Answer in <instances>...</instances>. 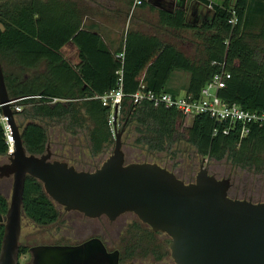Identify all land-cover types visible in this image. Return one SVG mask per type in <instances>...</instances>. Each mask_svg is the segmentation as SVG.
Listing matches in <instances>:
<instances>
[{
    "label": "trees",
    "instance_id": "16d2710c",
    "mask_svg": "<svg viewBox=\"0 0 264 264\" xmlns=\"http://www.w3.org/2000/svg\"><path fill=\"white\" fill-rule=\"evenodd\" d=\"M88 1L97 3L0 0V58L9 96L21 109L15 112L16 119L22 121L18 124L29 155L40 157L49 148L54 160L79 171L98 169L115 146L112 108L104 106L102 98L117 91L122 78L124 98L117 125L123 132L127 163L157 164L184 182L186 156L206 159L210 165L224 164L230 170L228 176L264 174V126H251L250 133L241 139L238 127L225 133L227 124L197 115L182 138L177 131L185 117L179 110L155 107L149 101L136 105L132 100L142 84L144 92L179 96L184 91L197 99L214 77L228 73L230 78L218 96L245 111L264 112V0H226L222 6L199 0L213 9L212 19L201 24L190 23L186 11L158 10L142 0L135 10H149L155 33L128 28L119 47L117 39L111 40L114 32L100 20L102 11L96 13ZM134 3L127 0V10H132ZM104 9L107 13L116 11L115 17L106 16L108 19L125 17L123 7ZM86 16L100 20L101 25L84 22ZM232 19H236L234 24ZM163 32L177 34L178 44L190 42L179 38L191 33L194 40L190 43L196 49L193 57L165 40ZM69 43L79 51L77 65L61 53ZM118 54H123V59L116 58ZM177 72L189 79L181 88H172ZM55 127L61 128L64 143L53 132ZM9 149L0 123V156H6ZM229 196L241 200L230 192ZM8 208L7 197L0 194V216H5ZM23 213L40 226L54 225L60 218L58 205L31 177L26 180ZM139 231L146 237L138 243L153 240L152 231L135 224L133 233L138 235ZM3 236L4 224H0V251ZM25 254L27 248L21 247L20 257Z\"/></svg>",
    "mask_w": 264,
    "mask_h": 264
},
{
    "label": "water",
    "instance_id": "95a60500",
    "mask_svg": "<svg viewBox=\"0 0 264 264\" xmlns=\"http://www.w3.org/2000/svg\"><path fill=\"white\" fill-rule=\"evenodd\" d=\"M187 0L177 7L186 10ZM17 104L6 85L0 58V108L14 137L9 163L0 166V179L13 178L9 208L0 216L4 236L0 264H20L23 202L28 177L38 180L47 196L66 212L90 219L103 216L111 222L132 213L154 232L170 237L175 264H264V203L229 196L231 179H218L203 160L194 182L186 183L169 170L152 163H127L119 108L113 113L115 146L95 171H79L67 162L53 160L48 148L40 157L29 155L16 121ZM34 259L50 264H119L118 253H108L100 239L79 246H44L31 250ZM108 262V263H107ZM95 264V263H94Z\"/></svg>",
    "mask_w": 264,
    "mask_h": 264
},
{
    "label": "rangeland",
    "instance_id": "374dc122",
    "mask_svg": "<svg viewBox=\"0 0 264 264\" xmlns=\"http://www.w3.org/2000/svg\"><path fill=\"white\" fill-rule=\"evenodd\" d=\"M97 3L93 5L88 1V4L94 7L96 13L102 11L103 17L100 18L104 23L106 22L109 28H114L118 31H126L127 28L137 29L140 31H145L146 33H155L151 28H146L142 23L143 13L142 10L134 9L127 10V0H94ZM147 1V0H146ZM97 6V7H95ZM106 8H114V10H118L123 7L124 19L122 17H118L117 19H108L106 16H110L111 18L115 17L116 11L109 12L102 10V7ZM196 8L197 6L192 7V0H188L187 12H188V20L190 23L195 24L198 20L196 18ZM99 9V10H97ZM120 14V11L117 12ZM106 17V18H105ZM130 18L129 20H127ZM154 22V18H153ZM199 24V23H197ZM112 31V30H111ZM113 32V31H112ZM115 36L117 34L114 32ZM165 40L168 42H172L177 44V46L183 50L187 55L193 57L196 49L192 46L190 50L187 43L183 42L179 44L176 42L177 34L170 32L162 33ZM182 38H178L184 41L192 42L194 40L193 35L190 33L181 34ZM180 35V36H181ZM190 38V39H188ZM180 40V41H181ZM121 42V40H118ZM189 42V43H190ZM184 46V48L182 47ZM71 63V62H70ZM175 86H183L187 84L188 78L185 74H177L174 78ZM184 92H181L183 95ZM17 120V119H16ZM3 120L0 118V123L3 124ZM22 122L20 119L17 120V124ZM191 124V120H185L181 125L178 126L177 134L182 138H186V128H188ZM19 126V124H18ZM59 136L60 143H64L65 138L62 135L61 128L55 127L54 131ZM183 147H188L187 144L183 143ZM54 160V157H52ZM202 158H195L193 156H186L183 159V171L185 173V181L194 182L196 177L200 171V167L202 165ZM9 163V155L0 156V166ZM205 168L210 172L217 176L219 179H231V191L230 195L234 198L247 200L252 203H264V174L263 175H253L246 172H240L237 175L228 176L229 168L224 164H213L210 165L208 160L205 162ZM13 188V178H4L0 179V194L7 197L9 203L11 200ZM60 211L59 220L51 226H40L34 221L27 218L23 215L22 219V233L20 239V246L25 247L27 245H40V244H48V245H66V246H75L82 242L88 241L92 238H102L103 241L107 243L109 248L115 247H123L125 246L124 241L127 240L129 233V228L132 227V224L142 225L141 221L138 217L132 213H126L120 216L114 222H111L107 217L103 216L98 219H90L85 217L84 215L78 212H66L63 207L58 206ZM136 237V234H135ZM134 237V239H135ZM130 240V238H128ZM133 239V240H134ZM152 239L155 241L156 239L162 242V249L164 258L169 261H173L171 257L170 243L171 239L168 235L160 233L156 237V235L152 236ZM134 258H141V255L138 253ZM20 262L25 264L24 258H21ZM137 264H149V263H141L138 261ZM125 264V263H124ZM162 264H166L165 261Z\"/></svg>",
    "mask_w": 264,
    "mask_h": 264
},
{
    "label": "built area",
    "instance_id": "2783aa9c",
    "mask_svg": "<svg viewBox=\"0 0 264 264\" xmlns=\"http://www.w3.org/2000/svg\"><path fill=\"white\" fill-rule=\"evenodd\" d=\"M141 4L142 0H135L133 10L137 5ZM209 7L210 9L212 8L211 6ZM235 22L236 19L231 20V23L234 24ZM116 58L123 59V54L116 55ZM229 78L230 75L228 73L217 75L214 77L213 81L202 90L201 96L197 99L188 97L186 94L173 96L172 94L157 95L152 92H144L145 86L142 84L141 90L132 97V100L136 105H139L144 101H149L155 107L164 105L167 108H176L184 115L185 120H192L197 115H208L215 121L228 125L225 133L229 132L231 128L238 127L240 138L243 139L250 133L251 126H264V112L245 111L238 104H230L223 101L218 96V91L225 88V82ZM123 98L122 78H120L119 89L102 98L103 105L112 108L111 124H113L114 109L116 106L120 108ZM14 110L16 112L21 111L19 106H15ZM1 119L4 121L3 126L7 138V144L10 148L9 152H11L14 146V137L3 115L1 116Z\"/></svg>",
    "mask_w": 264,
    "mask_h": 264
},
{
    "label": "flooded vegetation",
    "instance_id": "af4514ba",
    "mask_svg": "<svg viewBox=\"0 0 264 264\" xmlns=\"http://www.w3.org/2000/svg\"><path fill=\"white\" fill-rule=\"evenodd\" d=\"M166 3L169 5L170 8L172 7V4L169 0ZM165 10H166V8H165ZM166 11H168V10H166ZM140 227H142V229H145L147 231H152L154 233V235H156V237L158 236V234H160V233L154 232L149 226H147L143 223ZM134 229H135V224H132V227L129 228L130 234L128 235V238H130V240L128 238H126L127 240L124 241V244H125L124 248L123 247L122 248L121 247L109 248L107 243L105 241H103L102 238L97 237V239H100L102 241V243L104 244L108 253H110V254H112V253L114 254L116 252L118 253L119 264H124V263L125 264H137V263H139L138 261H141V263L146 262L149 264H162L165 261L166 264H175L174 261L171 262V261L166 260L164 258V254L162 252L163 251L162 242L160 240H158V239H156L155 241L154 240H151V241L145 240V241L141 242V244H140L137 242V240L140 239L141 237L145 238L146 234H143L142 232L139 231V234L136 235V237H135V234L133 233ZM134 237H135V239H134ZM92 239H95V238H92ZM83 243L84 242H82L78 245H75V246H79ZM44 246H66V245H48V244L27 245L26 246L27 254H25L21 257V258H24L25 264H50V263H52L53 261L51 259H48L47 257H44V256L38 257L37 259L33 258L31 250L33 248H36V247H44ZM138 253L141 255V258L140 259L134 258L135 255ZM86 261L91 263V264H94V263L96 264V262H93L92 259L86 260ZM108 262L110 264V259H108ZM20 264H22V263L20 262Z\"/></svg>",
    "mask_w": 264,
    "mask_h": 264
},
{
    "label": "crops",
    "instance_id": "0c3cea01",
    "mask_svg": "<svg viewBox=\"0 0 264 264\" xmlns=\"http://www.w3.org/2000/svg\"><path fill=\"white\" fill-rule=\"evenodd\" d=\"M169 1L172 4L171 8L166 3V2H168V0H147L146 2H148V4L151 7L155 8V9L165 10V8H166V10H168L171 13H174L176 10H181V9H179L177 7L178 0H169ZM206 1L209 2L210 4H212L211 6H213V5L214 6H222L226 0H206ZM81 2H82V0H81ZM186 6H188V0H187V3H186ZM193 6H197V8H196V18H197L198 21L195 24H197V23H199V24L206 23V22H209L212 19V17H213V9L212 8L210 9V7L208 5L202 3L199 0H192V7ZM132 10H133V8H132ZM185 11L187 12V7H186ZM142 13H143V16H142L143 17V19H142L143 21H142L141 25L143 24L144 27H146V28H153L152 27L153 19L151 18L152 15L149 12V10L142 11ZM187 15H188V12H187ZM87 21H91V22H93V23H95L97 25H101V21L96 19V18H93V17L86 16L84 22H87ZM109 30H112L113 32H115L117 34V36H115V34L113 33L112 37H111V40L117 39V40H121L122 41V39H123V37L125 35V32L128 30V28H127L126 31H123V30L122 31H118V30H116L114 28H109ZM120 43L121 42L117 43V47L120 46ZM190 44L191 43L188 42L186 45L191 50L193 45L191 44L192 45L191 46ZM182 47L184 48L183 45H182ZM61 53L65 57V59H67L73 65H77L80 62L79 51H78L77 47L73 43H69L65 47H63L62 50H61ZM177 74H185V73L177 72L175 75H177ZM185 75L189 79V76L187 74H185ZM171 87L172 88H181L180 86L179 87L175 86L173 80L171 82ZM184 94H185V92H184Z\"/></svg>",
    "mask_w": 264,
    "mask_h": 264
}]
</instances>
